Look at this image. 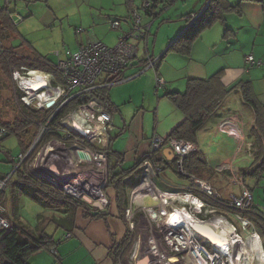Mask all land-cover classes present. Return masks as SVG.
I'll return each instance as SVG.
<instances>
[{"label": "rangeland", "instance_id": "obj_1", "mask_svg": "<svg viewBox=\"0 0 264 264\" xmlns=\"http://www.w3.org/2000/svg\"><path fill=\"white\" fill-rule=\"evenodd\" d=\"M182 1L183 0H174V2L169 7L166 5L169 1L168 2L163 1L165 4H159V8H157V11H159L160 9L163 10L161 15L165 14L164 17L167 18L168 17L167 12L169 11L175 12L178 6H186L187 8L192 9L193 13H195L201 9V7L203 6L202 3L203 4L205 3V0L204 2L202 0L200 4L198 3L199 0H189L186 4H182L181 3ZM228 1L231 4L233 0H228ZM122 2H124V0H15L14 2H12V4L7 5V6H9L8 9L10 12L14 11L16 13V14L15 13L12 14V16H15L17 19L15 24H16L17 32L20 37L19 36L11 37L9 42L12 46L18 47L20 43L22 42L21 40L23 39L27 41L28 44L31 45L33 50H35L37 53L43 56H46L51 62H54L56 64L64 56L65 52L76 51L80 43V38L83 40L82 44H86L87 39L90 37L95 38V39H100L103 37V40H101V42H103L104 44L110 47H114L118 40L117 31L112 30L110 27L105 26V25H98V21H100L102 18V17L100 18L98 14L100 13V11H108L109 14L112 16L121 15L122 13H125L124 12L125 8L120 5ZM5 5H6V1L0 0V8H2ZM134 5L138 6V4H134ZM197 5H198V8H196ZM195 8L196 10H193ZM144 17L145 16H143L142 23L149 24L151 20H149L148 18H145L146 20H144ZM159 23H160V20L157 19L152 25L150 36H149V41H148V48L150 46V43L152 45V41L154 40L155 36H157V39L166 38L169 33V29L172 28V26L175 24V23H170V22L168 23L165 22L161 24ZM216 26H220V23H217ZM249 34L251 35V32H249ZM252 37L253 36L251 35V38ZM8 40L9 38L6 41L0 40V46L7 47L8 45H10ZM147 40H148V36L145 37V35L141 36L139 39L140 44L138 45V51L140 55L143 54L142 45H144ZM250 47L251 45L248 48ZM254 47L256 50L254 51V53L252 52V54L256 55L258 52L264 51V45L259 44L258 46L256 45ZM21 49H23V51L28 52L27 48H21ZM164 49H165V46L161 51H163ZM247 56H252L254 58V56L251 54H248ZM254 60L256 62L261 61V64H262L261 67H258V68L256 67L255 71L264 72V56L255 57ZM141 71L142 69L140 70V72ZM33 73L34 74L40 73L39 75L41 74L44 75L43 73L38 72V71H29V72L22 71L18 73V75L15 77L13 76L14 73L11 77L4 76L3 73H0V118L2 119V121L10 123V122H13V120L16 118L17 111L15 110V107L17 106L16 105L17 98H19V100L23 103V105H25L30 111L32 110V112L34 110L35 111L45 110L46 101L48 100L51 101V98H55L53 94V90H52L55 88V86L52 85V80H51L50 87H48L49 85L46 83V86L38 89L37 91H34L32 89L30 91L25 90V85H23V81L31 79ZM141 76L145 78H149V80L153 83L154 90L157 91V89L155 88V72L152 69H146V71L142 73ZM258 76L261 78H256L254 80V89H257L256 91L258 93L260 92L263 93L264 78H262L263 76H261V74H258ZM101 90H105V87L103 85L102 87H100V89L96 90L97 94L95 95V97L94 96L93 97L96 98L97 101L99 102L101 106L100 109L101 110L103 109V111H105L106 114L109 115V113L104 109V106L100 102L99 94ZM122 92H123V97H125L126 91H122ZM44 95L46 96V98L44 97ZM133 95H134L133 96L134 103H137L141 100L139 97H141L142 94H138V91H135ZM24 98L30 101V103L24 102ZM90 99H92V97ZM90 99L88 100L90 101ZM73 100H76V99H72L70 101H73ZM59 102L60 100H57L55 104L51 107V110H52L51 114L55 115V107L57 106V104H59ZM227 105H228V102L224 100L223 107L220 108L221 113L225 114L227 112V108H229V106ZM82 106L84 105L81 104L80 107ZM90 106H93V105H90ZM70 113L65 115L61 121L62 124H64L67 128L70 126L68 124L70 121L69 119L71 120L73 119V117L70 116L71 115ZM149 115H150V120L147 121V117H146L145 122H144V125H145L144 130L146 133L148 130H150L148 132L150 135V132L152 131L154 127V123H153L152 115L151 114ZM149 115H148V118H149ZM109 116H110V121L106 124L105 126L106 129L104 131L105 140L103 139V137H101L98 139V141H96L93 144H89L87 142H85L84 146L81 144V146H83L84 148H87L90 151H92L93 154L95 153L104 154L105 159L101 160L97 158V160H95L91 156V154L87 153L88 155H90L89 157L91 158L90 162L87 163L83 158L81 159L82 161H79L77 160L78 158H75V161L72 163V166L74 168L73 169L71 168L69 172H62L63 170L59 164L60 163L63 164V161L60 162V159L62 158L63 160L65 159L62 155H59V154L60 152H62V150L67 151V152H72V150L75 149L74 139L71 138V140H69L70 142H58L56 140H50L49 142L40 146L39 149L33 155L32 159L27 163L28 171H30L33 174V176H35V178L46 181L50 183L51 185L57 187L59 190H62L64 195L69 196L71 198H75L81 202H85L93 207L94 202L96 201L100 202L101 199H103L101 198L100 188L102 186H104L105 188H108L107 187V181H108L107 150L109 147L110 138L112 140L115 139L116 141L115 146L119 148V151H120L121 150L120 147L122 148L123 144L125 143V141L127 140L130 134V130H128L127 132H123L122 134L123 124L118 114H115L113 116V120H112V116L111 115ZM39 117L41 116L39 115ZM48 119L50 120V118ZM65 120H68V121L64 122ZM244 120L247 122L246 119ZM61 122H60V125H61ZM88 122L89 124H93V122H91L90 120H88ZM97 124L98 123H94L95 126ZM65 126L63 127L66 130ZM247 128L248 130H250L249 122H247L246 129ZM72 134L74 136L81 137L82 140H84V137H83L84 134L82 135H79V133L78 134L72 133ZM39 139H40V132L37 131L36 133H34L32 129L30 130V132L27 133V135L22 136V141L24 142V144L31 145V148L29 151H32L36 147V145H38L37 143ZM165 139H169V138L167 137ZM53 142L58 144L57 147L53 146L54 150L50 152L53 154L55 153V155L49 153L48 155L40 156L43 148L46 145L53 143ZM215 146L212 149H215ZM164 147L168 148L167 146H164ZM164 147L159 148V150H162ZM77 148H81V147H76V149ZM151 150H152V142H151ZM20 152H21V148L18 145V139L15 136L4 138V135L1 133V126H0V179L9 178V176L11 175L12 167H13V164L11 163L12 160L15 162H17V160H19L20 162H23L25 160V158L22 156ZM157 153H155V157L159 158L161 155V152H159L158 154ZM240 154L241 155L238 156V160H237V165H238L237 168L244 170L245 173H249L250 170H252L250 166L253 163V158L246 152H243ZM208 156H210V154H208ZM39 158H40V161H38ZM174 159H175L176 165L175 164L171 165L167 162L168 167L170 166L171 167L168 169L166 168L163 172L160 170L158 173L159 178L153 177L151 172L149 171L144 172L142 169V172L139 175V177L138 178L136 177V180H137V181L135 180L136 185L135 186L127 185L128 207L125 211V219L128 222L129 231L132 232L134 227H136V235H137L136 241L132 243L130 252L127 255V258H126V261H128L127 264H130L131 252L133 250V246L135 248L136 245L139 244V241L141 240L142 236H143L142 245L145 246V249L144 251L141 252V248H142L141 246L140 254H143L144 257L147 258L148 257L147 254L153 255L149 253L148 248L152 247L151 240L154 238L160 250L159 252L161 254L160 260L163 263L168 261L167 259L168 257H171L170 259L172 260H178L177 258L181 260L183 258L184 260L188 259L189 261L192 262V259L189 257V253L188 252L186 253V251H184V253H182L177 258L173 255H167V253L161 251L160 247H162V249L166 252H169V247L173 248L175 246V249H176L177 243L173 241V237L167 239V235L165 233L166 229L163 228L164 226H161L162 223H155L151 221L147 215L146 210L153 209L154 211L158 213V215L159 214L161 215V211H162V213L166 215V213H172L173 211H175L176 207L181 210L180 205L182 204H185L187 206L191 205L192 207L195 206L196 210H198V208L201 207L199 206L197 208L199 202L192 199V200H186L185 202L188 201L187 203H183L184 201L182 200H185V199L177 198L176 200H173L172 198H168L163 201L164 202L163 204L160 205L161 201L159 202V200L157 199L155 195L154 197L149 195L143 198V207L139 208L135 204L132 205L130 201L132 200L131 199L132 195H134L132 191L135 192V190L137 189L136 187L140 184V179L142 175H143V179L145 178V173L146 174L149 173L151 175V177L153 178L152 180L150 179L151 182L160 191L164 190L161 185L166 186L168 184H174V185L183 184L185 181L177 175L178 162H177L175 155H174ZM49 160H51V162H53L54 164H58L56 171H60L62 175L61 174L57 175L58 173L56 174L55 172L51 171L53 170V168H50L51 170H48V167L45 165L48 164L47 162ZM64 162H66V160ZM130 163L131 162H127L125 163V165L127 166ZM100 165H102V167ZM143 166H144V163L142 165V168ZM59 167L61 170H59ZM221 169H222L221 175L224 180V183H223L224 185H223V189L218 190V192H216V190L208 182L204 181L203 179H200L197 181H200L206 184V186L209 187L210 189L215 190V193H217L219 197L220 196L223 197V198L220 197V199L226 198L229 200L231 197H234L233 194L230 195V192L236 194V196H240L243 191V189L238 185L240 181L239 178L242 176L241 171L239 169H235V167L231 166L229 163L222 164ZM86 171L92 176H94L95 178H99L101 176L99 181H95L93 178H90L89 176L83 177V178L79 177L80 175H85ZM63 174L65 175L64 178H63ZM47 177L52 178L53 181L55 180L54 181L55 183L50 182V180ZM263 177H264V173H263ZM242 178H243L242 180L245 184L246 189L249 191L250 195L252 196L251 204H252L253 212L256 213L255 212L256 210L257 213H259L258 211L261 210L260 211L261 214L264 215V178L258 183L253 179H246L248 181L254 182V183L253 182L248 183L250 187L246 185L245 183L246 180H244L243 176ZM10 182L11 183L7 184V187L5 190V199L3 201L0 200L1 201L0 204L3 205V207L6 209L8 218L15 221L16 224L20 225L25 230L34 231L33 232L34 234L38 233L35 228V223H36L38 216H41L45 220H50V219L58 220V219H62L63 216H65L64 212L61 210L42 209V207L34 203L31 199L27 198L24 194L20 192L19 193L15 192L16 193L15 200L13 201L12 199L13 197L12 198L10 197V190L12 189V186H11L12 180ZM72 183L73 185H78V187H82L85 190L87 189L90 195H95V197L99 195V199H95L94 196L91 197L92 199H89L88 198L89 196H87L88 194L86 193L84 194L76 193L75 194V191L70 188V185ZM255 183L257 184L254 185ZM91 184L93 185L94 190H91L90 188ZM188 184H189V181L187 180V185ZM193 188H195L194 185H193ZM179 191H181L180 193L182 194V193H185L187 190H185V188L184 190L183 189H179L177 191L173 190V191H169V194L173 193L172 195L176 194L178 197H180L181 195L180 193H178ZM151 197L154 198L155 200H153ZM213 210H215V212L210 214L209 212ZM233 211L235 210L234 209H231V210L230 209L229 210L219 209L218 210V208H215L211 205H206L204 209H201L200 214H198L199 216H197L198 218H195V217L193 218L201 220V221H206V220L208 221L210 218H218V217L224 218L235 228L236 234L239 235L243 239L244 242H247L250 236H252L253 234L257 235V232L264 240V235L261 234L262 226L260 222H256L253 220L252 222L254 223V225H252L248 221V219L247 220L245 219L246 221L250 223V226L244 227L239 221H237L235 216L232 215ZM181 212H186L190 214L189 212L183 211V210H181ZM247 214H250V213H247ZM162 217L163 219L166 220L165 216H162ZM45 231L48 234L52 233L53 236L55 235L54 238L56 240L58 238H61L60 241L62 242H66L67 239L70 237V235L68 234L66 236V234L61 229H58L57 231H55L54 226L52 225L47 226ZM182 232H185L187 233V235H190V241L192 240L191 237L193 233H190L189 231H187L185 227H182L179 229L178 235H181ZM53 233H56V234H53ZM187 235L184 236L185 239L182 238L183 242L186 241L187 243V238H186ZM163 236L166 237L167 239V242H168L167 246L165 243L166 241L163 239L164 238ZM169 241L173 243L174 245L173 247L172 245L170 246V244L172 243ZM159 242H160V245H159ZM184 245L185 244H183V246ZM188 245L189 243L186 244L187 248L193 247V246L191 247L190 245L189 246ZM186 246L183 249L187 250ZM262 248H263V245H262ZM176 250H179V249H176ZM140 254H139V251H136V248H135L134 259L139 258L141 256ZM162 254L164 255V257H162ZM242 257H241V263L244 264V256ZM228 261L230 262L229 258H228Z\"/></svg>", "mask_w": 264, "mask_h": 264}, {"label": "crops", "instance_id": "obj_2", "mask_svg": "<svg viewBox=\"0 0 264 264\" xmlns=\"http://www.w3.org/2000/svg\"><path fill=\"white\" fill-rule=\"evenodd\" d=\"M188 1L189 0H183L181 3L186 4ZM201 1L202 0H199L198 3L200 4ZM228 3L230 4L229 1ZM239 3L241 16H238L235 13L226 14L224 16L223 23L217 22L220 23V26H216V23L210 29L204 31L201 36L192 43L189 55H183L174 51L169 52V48L185 30V22L182 18L191 12L193 13L192 9H189L186 6H178L175 12H167V18L164 17L165 14L160 15V17L157 18L160 20L159 24L165 22L175 24L169 29V33L166 38L157 39V36H155L152 41V45L150 43L149 48L148 37V40L144 44L143 54L140 55L138 52L137 58L130 63V65L125 69L126 71L124 70L125 72L122 74L123 80L111 86L108 90L109 102L111 103V106H113L111 107L112 111L109 113L112 116V120L113 116L118 114L123 124L122 134L123 132L130 130V134L123 146L121 145L122 148L120 147V151L119 148L115 146V139L112 140L110 138V148L117 152V157L120 158L119 170L121 169L124 172L132 170L133 167L142 160L143 156L151 152V142L155 137L161 139L167 138L175 128L184 122V116L164 97V95L171 92L184 93L186 82L189 79L206 80L220 72L222 76L221 83L226 91H229L239 82H250L252 90L255 94L254 96H256L257 101L264 108V91L263 93H258L256 91L257 89H254V80L256 78H261L258 74H261V76H263L262 78H264V72L255 71L256 67L251 70H246L244 61L248 54L253 55L254 58L264 56V51L258 52L256 54L257 56L252 54V52L254 53L256 50L254 46H258L259 44L264 45V14L262 7L257 3L233 0L230 5H236ZM130 4L132 5L131 9H133L135 7L134 4H139V0H124V2L120 5L125 8V13H122L121 15L112 16L108 11H100L98 15L103 19L101 18V20L98 21V25H105L111 28V23L113 21L120 20L119 29L116 30L118 34L117 39H119L120 36L127 34L133 26V22L130 18H128L130 15L128 9ZM198 5L196 8H198ZM196 8L193 10H196ZM145 18L146 17H144V20H146ZM157 19L152 20L149 33L151 32L153 23ZM226 30L231 31V33L225 36ZM249 32H251V35L253 36L252 38ZM90 40H95V38L90 37L87 39V42ZM96 40L101 42L103 37ZM82 42L83 40L80 38L78 47L84 45ZM101 43L104 44L103 42ZM104 45L108 46L106 44ZM250 45L251 47L248 48ZM164 46L165 49L161 51ZM146 55L157 60L160 57L162 58L156 63L155 73L164 81V85L157 91L154 90L153 83L149 80V78L142 77V74L140 73V70L144 67L143 65ZM122 91H126V93L124 92L125 97H123ZM135 91H138V94H142L141 97L138 96L141 100L137 103L133 102V94ZM224 100L228 102L227 106H229V108H227V112L221 117H209V119L205 121L197 130L195 151L203 158V163H201V166L198 162L193 164L196 168L197 176L208 182L216 190V192L223 189L224 185V180L221 175L222 164L229 163L231 166H234L235 169L242 170L237 168L238 156H240V153L243 152H246L251 156L249 153V140L247 138L250 131L254 128V117L251 109L243 103L241 95L238 91H229ZM149 114L152 115L154 123V127L150 132V135L148 133L150 130H148L147 133L144 130L146 117L147 121L150 120ZM244 119L250 123V130H248V128L246 129L247 122ZM214 146L215 149H212ZM165 148L166 147L163 149ZM162 150H159L161 155L158 159L162 157L164 159L163 161L168 162L169 160L163 157ZM208 154H210V156H208ZM127 162L131 163L126 166L125 163ZM168 163L171 165L174 164V162ZM132 176L135 177L136 180V176ZM145 176H147L146 179L150 182L152 193L157 197L156 193L159 189L151 182L153 178L149 173L145 174ZM184 181L185 182L180 185H161L164 189L161 191L169 193V191L173 190H184L187 185V180ZM132 182H134V180L128 181L126 186H132ZM249 182L253 181H245L248 187H250V185H248ZM147 184L148 183L143 179L141 185L146 186ZM256 184L257 183L254 185ZM180 192L181 191L178 193ZM100 193L101 198L103 199H101V201L98 200L100 201L98 202L100 209H97L107 213L106 219L93 220L90 218H83L81 211H78L74 218L73 228L70 231L62 229L66 236L67 234L70 235L67 241H60V244H58L51 251L43 250L36 253L30 257L28 263L115 264L112 261L111 253L113 251V247L125 236L126 227L118 216L114 190L112 188H105L102 186L100 188ZM182 194L180 193V195ZM232 194L236 196V194L230 192V195ZM154 195L152 197H154ZM198 195L199 194H197V197L202 200L201 196ZM88 196L90 198L92 196L95 197V195L90 194H88ZM177 198L180 197L177 196ZM152 199L155 200L154 198ZM192 199L198 202V200L192 197H186L185 200L182 201H184L183 203H187L188 201L185 202L186 200ZM223 200L227 199L225 198ZM130 201L133 205L134 203L132 200ZM202 202L204 201L202 200ZM135 205L139 208L143 207V200L140 206L137 204ZM182 207L188 208L185 204L180 205V208ZM153 212L156 211L153 210ZM255 212L257 213L256 210ZM184 214L188 213L185 212ZM190 214H188L190 215L189 217L199 216L195 209H193ZM162 215L166 217V220L163 219ZM150 220L156 223L165 224L163 228L166 229L165 233L167 235V239H169V237L171 238V234H174V229L170 225H166L167 216L165 214L161 213V215H158L156 220L152 218ZM180 225L183 227L186 226L184 220L180 223ZM189 229H191L190 231L193 230V228ZM163 239L165 240V237ZM187 239L190 241V235H188ZM57 240H61V238H58ZM144 249L145 246L142 245L141 252L144 251ZM149 249L151 248H148V251ZM160 249L161 251L167 253V255H173L176 258L180 256L171 252L170 248V253L164 251L162 247H160ZM134 253L135 248L133 246L130 264H138V262H143V264H161V260H158L153 255H148L147 258L140 256L139 258L134 259ZM177 259L179 260V258ZM182 259L179 261L184 260ZM127 263L128 261L126 264Z\"/></svg>", "mask_w": 264, "mask_h": 264}, {"label": "trees", "instance_id": "obj_3", "mask_svg": "<svg viewBox=\"0 0 264 264\" xmlns=\"http://www.w3.org/2000/svg\"><path fill=\"white\" fill-rule=\"evenodd\" d=\"M14 1L15 0L8 2L5 6L0 8L1 41H6L9 38V42L11 37L19 36L15 24L17 19L15 16H12L15 12H10L8 9L9 6H7ZM163 1H169L166 4L168 7L174 2V0H150V7L143 12L141 17L145 16L151 20V22L152 20L159 18L163 10L160 9L157 11V8H159V4H165ZM244 1L259 4L262 7L264 14V0H241V2ZM140 4L141 0H139L138 6L135 7H139ZM131 6L132 5L130 4L128 7L130 15ZM228 13H235L236 15L241 16L240 3L230 5L227 0H210L208 4L204 3L198 12L187 14L182 18L185 22V30L171 44L169 52L174 51L183 55H189L192 43L198 39L204 31L210 29L217 22L223 23L224 16ZM130 15L128 18L132 21ZM119 22L120 20H115L112 23H117L119 25ZM151 22H149L150 27ZM142 25L145 26L147 24L142 23ZM229 33H231V31L226 30L225 36ZM149 36L150 33L148 34V37ZM21 41L22 42L18 47L12 46L10 42V45L7 47L0 46V73H3L4 76L11 77L14 72L38 71L50 75L52 77L53 86H62L64 81L62 80L57 65L64 59V56L56 64L51 62L46 56L33 50L27 41L23 39ZM95 41L97 40L95 39ZM84 45L79 46L76 51ZM21 48H27L28 52L23 51ZM161 59L162 58L160 57L158 62ZM221 77V73L219 72L206 80L189 79L186 82L184 93L171 92L164 95V97L184 116V122L175 128L168 138L186 141L195 146L197 130L209 119V117H221L223 113L220 112V108L223 107V102L227 94L232 90L238 91L243 103L249 106L254 117V128L250 131L247 138L250 145L249 153L253 158V163L250 166L252 170H250L249 173H245L244 170L240 171L244 180L253 179L258 183L264 178V108L256 100L250 82H239L229 91H226L221 83ZM115 79L116 78H113V80ZM118 79L119 81L123 80L122 74ZM105 82H107L106 79ZM108 90V88L101 90L99 97L104 109L110 113L112 111L111 107L113 106H111V103L109 102ZM84 103H86V101H69L58 109L55 115H53L51 114V108L48 110H34L32 112V110L30 111L25 105H23L19 98H17V106L15 107L17 116L13 122L7 123L0 118L1 133L4 135V138L15 136L18 139V145L21 148L20 153L25 158L23 162H20L19 160H17V162L13 160L11 161L13 164L12 173L8 178V183H11L10 181L12 180L10 197H13L12 199L14 201L16 193L20 192L42 207V209L61 210L65 215L62 219L58 220H45L41 216H38L35 223V228L38 232L36 234L33 233L34 231L25 230L23 227L16 224L15 221L9 219L11 229L0 238V264H29L28 260L31 256L43 250L51 251L54 249L60 244V240H56L52 233L48 234L45 231L46 227L52 225L54 226L55 231L58 229H66V231H70L73 228L74 218L78 211H81L83 218H90L93 220L106 219L107 213L105 211H99L85 202L64 195L62 190H59L57 187L46 181L35 178V176H33V174L27 169V163L32 159L35 152L40 146L50 140H56L58 142H70L69 140H71V138L82 140L81 137L74 136L72 133H70V137H67L66 130L60 125V121L65 115L74 110V108ZM39 115L41 117H39ZM48 118H50V120ZM40 124H47V129L40 137L37 143L38 145H36L32 151H29L31 145L24 144L22 136L27 135L31 129L36 133L39 131ZM71 132L74 133V131ZM117 154V152L110 148L109 143L107 150V187L112 188L115 192L118 216L126 227L125 236L113 247L111 257L115 264H126L127 255L130 252L132 243L136 241L137 237L136 227L130 232L128 222L125 219V211L128 207L126 184L128 181L134 180L132 186L136 185L135 177L132 175H135L138 178L143 169L142 165L146 161L150 162L154 168H157L162 172L171 166L168 167L167 162L163 161L164 159L162 157L158 159L155 157L154 153H149L143 156L142 160L138 162L132 170L124 172L121 169L119 170L120 158L117 157ZM195 162L200 163L201 166L203 158L194 150L183 160V174L178 170L177 175L183 180H188L191 176L196 180H200L201 178L197 176L196 168L193 166ZM201 198L207 205L218 208V210H231L228 204V199L223 200L217 195L207 196L206 194H202ZM4 199L5 193L0 197L1 201ZM258 212L259 213L254 214H247L244 212L240 215L243 219H248L252 225H254L252 222L253 220L260 222L262 226L261 234L264 235V215L261 214L260 210ZM257 234L259 235L258 232ZM259 237L264 248V240L260 235Z\"/></svg>", "mask_w": 264, "mask_h": 264}, {"label": "built area", "instance_id": "obj_4", "mask_svg": "<svg viewBox=\"0 0 264 264\" xmlns=\"http://www.w3.org/2000/svg\"><path fill=\"white\" fill-rule=\"evenodd\" d=\"M6 4L13 0H5ZM150 7V0H141V4L139 7H134L132 10V19H133V26L132 30L122 36L116 45L114 47H108L105 46L97 41L90 40L86 45L82 46L80 49H78L75 52H65L64 59L60 61L57 65L58 70L61 74L62 80L64 81L62 86H56L53 90V94L55 98H51V100L54 99V102H52V106L55 104L57 100H60L59 104L55 107V113L60 109L63 105V103L69 102L72 99H76L80 102L88 101V106L93 105L92 113L86 114V116L89 118L93 124H89L88 119H82L80 122L81 126L85 127V134H84V140H79L77 138H74V148H77L80 150L85 151L88 154H91V156L97 160L99 159H105L104 154H93L92 151H90L87 148H84L85 142L89 144H93L100 136L96 133V126L94 123H98L101 125V130L105 131L106 124L110 121V116L106 114L103 109H100V104L97 101L95 97L96 90L100 89L102 87L101 80L103 77H105L106 81L109 83L107 84V87H110L114 83L117 82L118 77L123 73V71L130 65V63L137 57L138 54V45L139 39L141 36L145 35L148 36L149 34V27L150 24L146 26H141V13H143L146 9ZM112 28L114 30L118 29V24L113 23ZM144 49V45H142ZM147 64L145 66V69H152L154 65V60H151L149 57L146 58ZM245 68L246 70H251L255 67H260L261 61L256 62L252 56H246L245 57ZM19 72H14V77L18 75ZM40 74V73H39ZM46 78V83L51 86V80L52 77L50 75L44 74ZM13 77V78H14ZM113 78H116L113 80ZM15 80V79H14ZM164 85V81L155 75V88L158 90L162 88ZM46 86V85H45ZM104 86V85H103ZM26 91H30L31 89L27 86H25ZM94 96V97H93ZM92 97V99H90ZM90 99V101L88 100ZM63 100V101H62ZM24 102L30 103V101L26 100L24 98ZM25 104V103H24ZM46 104V103H45ZM41 107V106H40ZM86 106L79 107L77 110L81 108H85ZM62 121V120H61ZM60 121V122H61ZM61 125L65 126L64 124ZM93 125V126H92ZM66 127V126H65ZM47 129V124H40L39 132L40 137L45 133ZM71 132L66 127V136L69 137ZM75 134V133H74ZM79 135H82L79 133ZM81 144L83 146H81ZM164 146H167L170 148L173 152V154L176 156L177 159V168L181 174L182 172V163L185 157H187L191 152L195 150V147L182 140H177L173 138L169 139H161V138H154L152 141V151H156L159 148H162ZM144 172H151L153 177H159V169L154 168L150 162L146 161L144 162L143 166ZM242 176L239 178L238 185L243 189L240 196H234L229 199V207L231 209H234L235 212L233 216L239 221L244 227L250 226V223L243 219V217L240 215L241 213H253V208L251 204L252 196L250 195L249 191L246 189L245 184L242 180ZM189 184L186 185L185 190H187L185 193H183L180 196V199H185L186 197H192L198 200L200 203V208L196 210V207H192L191 205L186 207H182L181 210L187 211L191 213V210L195 209L197 214H200L201 209H204L207 204L202 202L200 198L197 197L201 196L202 194H206L207 196H213L216 195L215 191L213 189H210L206 186V184L197 181L194 177H190L188 179ZM230 181V179H229ZM232 181V180H231ZM8 184V178L0 179V196L5 193L6 187ZM193 185L195 188H193ZM190 210V211H189ZM215 212V210L210 211L209 213L212 214ZM197 218V216H195ZM11 229V223L7 215L6 209L3 207V205L0 204V238L3 237V235ZM187 235V233L182 232L179 237H175L176 241L179 242V238H184V236ZM188 238V235L187 237ZM190 241V246H193L194 248H199L201 251V254L203 255V258L206 263H211L210 256L216 260V264H230L227 257H224L222 255H218V252L216 248L206 239L200 237L198 234L193 233ZM166 244L167 239L165 237ZM177 243V242H176ZM177 245V244H176ZM188 245V246H189ZM186 246V244L183 246H179V250L175 249V246L173 248L169 247L171 252H173L175 255H181L186 251V253L190 252L188 249H183ZM187 248V246H186ZM209 248V249H208ZM195 251H193L194 254ZM211 254V255H210ZM200 259V258H199Z\"/></svg>", "mask_w": 264, "mask_h": 264}, {"label": "bare ground", "instance_id": "obj_5", "mask_svg": "<svg viewBox=\"0 0 264 264\" xmlns=\"http://www.w3.org/2000/svg\"><path fill=\"white\" fill-rule=\"evenodd\" d=\"M209 1L210 0H205V3L208 4ZM132 10L133 9H131V14H132ZM142 15H143V13H141V16ZM130 16L132 18V15H130ZM132 21H133V19H132ZM141 22H142V17H141ZM112 24H111V28H112ZM141 26H143L142 23H141ZM118 29H119V25H118ZM118 29H116V30H118ZM124 35H126V34H124ZM124 35H122V36H124ZM122 36H120V38ZM97 42H99V41H97ZM99 43H101V42H99ZM147 57H149L151 60L155 61L154 65H153V68H152V70L155 72V66H156V63H157L158 60L154 59L153 57H150V56L146 55V57H145V65L142 68V71L140 72L141 74L146 71L144 69H145V66L147 64V61H146ZM155 75H157V74L155 73ZM119 82H121V81H119V79H118L117 82L114 83L113 85H115V84H117ZM101 83H102V85H104L105 88L107 87V84H109L108 82H105V77L102 78ZM23 85L29 87L30 89H32L34 91H37L38 89H40V88H42V87H44L46 85V78L42 74L39 75L37 73L36 74L33 73L31 79L23 81ZM113 85H111V86H113ZM110 87H108V89ZM44 97L46 98L45 95H44ZM51 102H54V99L51 100V101H49V100L46 101V104H49ZM66 103H63V105H65ZM83 105L86 106V107L85 108H81L79 110H76V109H78L80 107V105H79L76 108H74V110H76V111L72 110L73 112L71 111V113H70L71 115L69 114L70 116L73 117V119L72 120L69 119L70 121H69L68 124L70 126L68 127V129L70 131H74L75 134H78V133L85 134V132H84L85 127L81 126L79 124H80L82 119H86L87 118L89 120V118L86 116V114L92 113V108H91L92 106H87L88 105V101H86V103H84ZM51 107H52V105L50 107H46V109L48 110ZM67 121L68 120H65L64 122H67ZM96 133H97L98 136H100V138L103 137V139H104L105 134H104V131L101 130V125L100 124L96 125ZM53 146L57 147L58 144L53 142V143H50V144L46 145L43 148L42 153L40 154V156L48 155L50 152H52L54 150ZM195 150H196V147H195ZM156 151H159V149H157ZM153 152H155V151L151 150L150 153H153ZM50 154H53V153H50ZM53 155H55V153ZM59 155H62L64 157V159L66 160V162H64L65 160H63V158L60 159V162L63 161V164H61V163L59 164L61 166L62 170H63L62 172H69V170L71 168L72 169L74 168L72 166V163L75 161V158H78L77 160H79V161H82L81 159L83 158L87 163L90 162V159H91V158H89L90 155H88L85 151L83 152V150L76 149V148L73 149L72 152H67V151L62 150V152H60ZM38 161H40V158L38 159ZM47 163H46L47 165H45V166L48 167V170H51L50 168H53V170H51V171L55 172L56 174L58 173L57 175L61 174L60 171H56L57 167H58V164H54L53 162H51V160H49ZM100 166L102 167V165H100ZM59 170H61L60 167H59ZM64 176L65 175L63 174V178H64ZM88 176L90 178H93L95 181H99V179L101 177L100 176L99 178H95L94 176L89 174L87 171H86L85 175H80L79 177L83 178V177H88ZM47 178L50 180V182L55 183L54 182L55 180L53 181L52 178H50V177H47ZM146 178H147V176H145L144 181H146L148 184L146 186H143V185L138 186L137 189L135 190V192H133L134 195H132V197H131L132 202L134 204L139 205V206H140V204H141V202H142L144 197L149 196V195L150 196L154 195L152 193L151 188H150V182ZM70 188L75 191V194L76 193L77 194H84V193L87 194L88 193L87 189L85 190L82 187H78V185H73V183L70 185ZM90 188H91V190H94L92 184H91ZM156 195L158 197V200L161 201L160 204H163L164 203L163 201L168 199V198H172L173 200L177 199V195H172L171 193L169 194V193H166L165 191L163 192V191H160V190H157ZM88 198L92 199L90 197H88ZM95 199H99V196H96ZM198 206H200L199 203H198ZM198 206H197V208H198ZM146 212H147V215L149 216L150 219L151 218L154 219V220L157 219L158 213L153 212V210H150V209H147ZM161 213H162V211H161ZM184 213L183 212L181 213L179 208H177V207L175 208V211H173V213H166V216H167L166 225L167 226L170 225L174 229V234H171V237H173V241L177 242V246H176L177 248L176 249H179V245L188 244V243L190 244L188 239H187V243H186V241L183 242L182 238H179V242L176 241V238H175V237H179V235H178L179 234L178 233L179 229L183 227V226L180 225V223L183 222V220H184V222L186 223V226H184V227L190 233H194L196 231V228H200L201 226H209L210 228H212L216 232V234L218 236V240H217V242L215 244H213V246L218 250V252H219L218 255H222V256L224 255V256H227L230 259V262H229L230 264H242L241 263V257L242 256H244V264H264V252H263V248H262V245H261V239L258 237V235L253 234L252 236H250V238L248 239L247 242H244L243 239H241V237L236 234L235 228L231 224H229L224 218H219V217L218 218H210L208 221L207 220L206 221H201V220H198V219H194L192 216L189 217L190 215L184 214ZM164 225L165 224H163V223L161 224V226H164ZM145 228H147V227H145ZM189 228H193V230L190 231L191 229H189ZM151 241H152V247H151V249H149V253L153 254L158 259H161V254L159 253L160 250H159V248H158V246H157V244L155 242V239L153 238ZM142 242H143V236L141 237V240L139 241V244H137L136 247H135L136 251L140 252V248L142 246ZM169 242H171V241H169ZM171 245H172V247L174 246L173 243L170 244V246ZM191 250L192 251L189 252V257L192 259V262L189 261L188 259L183 260V261L171 260L168 257V261H166V263H163L162 261H161V263H163V264H209V263L205 262V260L203 258V255L201 254V251H200L199 248H194L193 247ZM193 251H195L194 254H193ZM136 254H137V252H136ZM140 255H141V257H143V254H140ZM147 256H148V254H147ZM162 257H164L163 254H162ZM210 259H211V263L210 264H216L215 263L216 260H214V258L212 256H210Z\"/></svg>", "mask_w": 264, "mask_h": 264}, {"label": "water", "instance_id": "obj_6", "mask_svg": "<svg viewBox=\"0 0 264 264\" xmlns=\"http://www.w3.org/2000/svg\"><path fill=\"white\" fill-rule=\"evenodd\" d=\"M51 105H52V102L49 104H46V107H50ZM162 154H163V157L165 159L169 160L168 162H175L174 155L172 154V151L170 149H168V148L163 149ZM142 177H143V175H142ZM142 177L140 179L139 185H141ZM93 205H94L93 207L100 209V205L97 201L94 202ZM194 233H196L200 237L206 239L211 244H215L218 240V236H217L216 232L212 228H210L209 226H201L200 228H196V231ZM138 264H143V262H138Z\"/></svg>", "mask_w": 264, "mask_h": 264}, {"label": "flooded vegetation", "instance_id": "obj_7", "mask_svg": "<svg viewBox=\"0 0 264 264\" xmlns=\"http://www.w3.org/2000/svg\"><path fill=\"white\" fill-rule=\"evenodd\" d=\"M83 152H84V151H83ZM157 152H158V151H155V152H153V153L155 154V153H157ZM145 174H146V173H145ZM225 220H226V219H225ZM226 221H227V220H226ZM227 222H228V221H227ZM155 223H156V222H155ZM228 223H229V222H228ZM229 224H230V223H229ZM235 232H236V230H235ZM191 247H192V246H191ZM147 248H148V247H147ZM192 248H193V247H192ZM192 248H187V249H188L189 251H192V250H191ZM223 256H224V255H223ZM224 257H227V256H224ZM227 258H228V257H227Z\"/></svg>", "mask_w": 264, "mask_h": 264}]
</instances>
